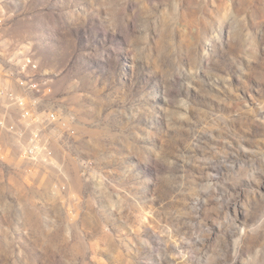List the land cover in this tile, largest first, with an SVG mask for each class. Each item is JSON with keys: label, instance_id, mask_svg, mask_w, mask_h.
<instances>
[{"label": "clouds", "instance_id": "9594fccd", "mask_svg": "<svg viewBox=\"0 0 264 264\" xmlns=\"http://www.w3.org/2000/svg\"><path fill=\"white\" fill-rule=\"evenodd\" d=\"M0 264H264V0H0Z\"/></svg>", "mask_w": 264, "mask_h": 264}]
</instances>
